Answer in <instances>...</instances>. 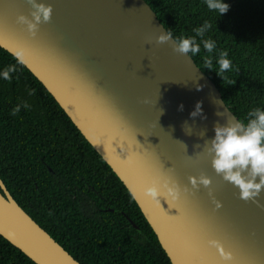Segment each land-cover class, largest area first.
I'll return each instance as SVG.
<instances>
[{
    "label": "water",
    "instance_id": "obj_1",
    "mask_svg": "<svg viewBox=\"0 0 264 264\" xmlns=\"http://www.w3.org/2000/svg\"><path fill=\"white\" fill-rule=\"evenodd\" d=\"M38 2L50 4L52 16L32 36L17 22L19 14L31 18L27 0H0V46L11 54L24 50V65L124 184L171 264H264V190L255 201L241 199L239 188L203 153L214 126L237 116L190 54L174 52L171 42L156 43L167 29L150 5ZM197 102L202 114L193 118ZM201 173L211 178L220 208L203 185L192 188L189 177ZM171 181L180 187L177 196L163 188ZM154 182L160 196L148 194ZM0 235L36 264H82L18 204L1 178ZM211 239L233 259L224 262Z\"/></svg>",
    "mask_w": 264,
    "mask_h": 264
},
{
    "label": "trees",
    "instance_id": "obj_2",
    "mask_svg": "<svg viewBox=\"0 0 264 264\" xmlns=\"http://www.w3.org/2000/svg\"><path fill=\"white\" fill-rule=\"evenodd\" d=\"M176 39L197 37L192 57L241 121L264 110V0H223L219 15L206 0H145ZM216 44L213 69L202 40ZM221 51L232 71L216 72ZM191 55V54H190ZM15 65L5 80L2 72ZM28 107L25 108L24 104ZM20 111L13 115V109ZM0 178L18 204L82 264H171L124 184L69 116L24 65L0 46ZM0 264H36L0 235Z\"/></svg>",
    "mask_w": 264,
    "mask_h": 264
},
{
    "label": "clouds",
    "instance_id": "obj_3",
    "mask_svg": "<svg viewBox=\"0 0 264 264\" xmlns=\"http://www.w3.org/2000/svg\"><path fill=\"white\" fill-rule=\"evenodd\" d=\"M31 6V18L24 14L17 16V22L27 26V31L35 36L40 23L48 22L52 16V6L38 0H27ZM207 8L218 12L219 15L228 11L229 5L224 3L223 0H206ZM211 28L207 22L199 28H196L195 36H180L173 39V35L169 31H162L156 37V43L163 44L171 42V47L174 52L182 55L191 54L192 57L201 53V43L197 41V37H204L205 31ZM205 55L203 56L204 64L209 69H213L212 54L216 49V44L211 39L202 40ZM13 57L19 64H24V50L18 49L12 53ZM218 69L217 74L222 79L229 83L225 72L232 71V61L228 59V52L221 51L217 60ZM16 66L9 65L3 72L2 76L5 80L12 79L10 73L15 72ZM145 103L148 101L145 100ZM24 107L28 105L25 103ZM179 110H183V104L179 106ZM20 111V105L13 109V115ZM202 114L201 103L197 102L195 109L190 113L191 117L195 118ZM218 116H224V113L217 112ZM204 118V117H202ZM189 128L187 121L185 126ZM206 130H202L200 136L205 135ZM215 135L210 140L206 139L203 144V153L211 157V165L218 175H221L225 181L233 184L239 188L240 198L249 201H255V198L260 195L264 190V110L255 108L248 113L246 121L238 120L237 118L226 117V123L221 125L217 123L214 126ZM183 143V142H182ZM184 144V143H183ZM199 145H196L198 147ZM185 150L187 146L184 144ZM258 178V179H257ZM171 180V178H169ZM189 181L193 189H198L201 185L208 189L209 196L213 197V202L216 208H220L221 202L214 198L213 190L210 187L212 184L211 178L201 173L197 176H190ZM163 188L166 190L167 195L177 196L180 194V187L171 181L169 184L165 182ZM188 189L185 188V191ZM165 193V194H166ZM148 194L156 197L160 196V184L154 182L152 187L148 190ZM208 243L216 247L224 262H229L233 259L230 251L221 249L220 242L216 239H211Z\"/></svg>",
    "mask_w": 264,
    "mask_h": 264
}]
</instances>
